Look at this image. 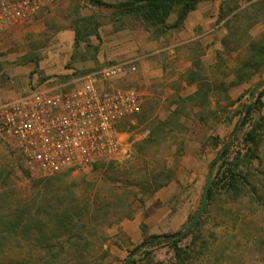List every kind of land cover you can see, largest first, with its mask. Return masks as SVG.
Listing matches in <instances>:
<instances>
[{
	"label": "rangeland",
	"instance_id": "obj_1",
	"mask_svg": "<svg viewBox=\"0 0 264 264\" xmlns=\"http://www.w3.org/2000/svg\"><path fill=\"white\" fill-rule=\"evenodd\" d=\"M123 1L60 0L0 34V102L49 78L64 83L125 61L136 71L104 88L135 87L142 102L134 122L123 127L117 156L77 172L56 176L32 169L0 140V192L14 187L35 198L41 181L61 179V202L54 206L81 200L92 185L105 196L90 205L94 215L85 219L89 242L47 250L31 232L13 228L5 234L0 228V256L84 254L94 264H123L134 254L128 264H264V86L252 96L264 83V0H203L186 23L169 30L121 13L117 5ZM176 16L173 10L167 24ZM43 63L64 72L46 75L39 70ZM260 91L258 108L253 103ZM253 124L262 132L247 163L243 138ZM162 165L167 183L155 189ZM235 165L244 166L236 178H248L236 190L219 179ZM209 177L208 199L195 224L175 245L165 241L180 238L190 225ZM32 202L5 197L0 218L13 223ZM154 235L159 238L150 248L136 250Z\"/></svg>",
	"mask_w": 264,
	"mask_h": 264
},
{
	"label": "built area",
	"instance_id": "obj_2",
	"mask_svg": "<svg viewBox=\"0 0 264 264\" xmlns=\"http://www.w3.org/2000/svg\"><path fill=\"white\" fill-rule=\"evenodd\" d=\"M58 1L0 0V34ZM134 71L132 62L108 63L79 76L71 87L35 86L1 101L0 140L27 166L50 175L114 159L123 127L134 122L142 102L135 87L106 89L104 85Z\"/></svg>",
	"mask_w": 264,
	"mask_h": 264
},
{
	"label": "trees",
	"instance_id": "obj_3",
	"mask_svg": "<svg viewBox=\"0 0 264 264\" xmlns=\"http://www.w3.org/2000/svg\"><path fill=\"white\" fill-rule=\"evenodd\" d=\"M200 1L203 0H124L117 5V8L121 13H125L130 16H140L146 25L157 27L161 30H169L181 27L188 14L196 8ZM173 10L177 13L176 20L172 24L168 25L167 19ZM262 95L263 91H260L253 103V105L259 104L258 108L262 106ZM149 112L150 110L143 112V122L147 119ZM251 112L252 106L250 105L247 107L246 115ZM139 114L140 112L135 116V118H137ZM246 115L244 119L241 120L240 126L246 124ZM261 132L262 126L253 124L244 134L243 142L247 149L243 153V156L246 158L247 163H250L255 158V153L252 150H255L258 146ZM150 137H156L154 128L153 130L151 129ZM252 145L254 146V149L252 148ZM229 147L230 144L224 145L222 152H226ZM239 154L240 153H238V155ZM218 159L219 157H217L212 164H214ZM162 164H165V160H163ZM162 167L161 172L156 174L154 177L155 189L167 183L165 180H162L163 177H167L164 175V165H162ZM239 167L240 166L237 165L235 171L228 167L227 172H222L219 177V179L224 180V183L227 186L234 190L240 189L241 185L243 186L248 183V178L244 182L236 178V176L244 173L242 170L244 169V166H242L243 168L241 170H237ZM69 173L70 172H65L61 174ZM59 174L54 175L60 176ZM168 175L170 176V174ZM60 181L61 179L57 181H52L51 179L41 181L44 186H41L40 188L36 186L37 191L35 192V198L33 197V194L20 195L16 192L14 187L8 188L9 190L3 189V191L0 192V203H2L3 199L8 196L13 198L17 197L18 202L35 201V203L32 202L28 205V211L26 214L19 212L17 220L14 219L13 223L0 218L1 231L8 234L11 229L15 228L20 229L22 232H31L33 240H35L38 245H41L39 247L43 248V245L46 244L45 247L47 250L52 249L54 246H63L64 248L66 245L77 246L80 243L81 246L85 241L89 242L83 228L86 226L89 227L88 221H85V219L90 220L94 215V211H91L92 208H90V205H98V202L101 199L103 201L105 196H100L98 188H94L92 185L89 190H87V195H84L83 193L81 200H75L70 206L66 205L63 208L58 205L54 206L55 202H61L60 199L62 196L58 193V191H60V186L56 183ZM147 183L148 181L146 184ZM38 185H40V183ZM39 191L42 192L39 193ZM56 192L58 194H55ZM186 235L180 238L170 236V238H167L165 241H171L175 245L178 241L185 238ZM158 238L159 236L154 235L144 239L136 247V250H146L147 248H150L153 245V240ZM54 240H56V243L52 244L51 241ZM71 259L73 260L71 264H94L93 256L84 254H75L70 258H67L66 256L58 257L55 255H47L43 257L38 254L12 257L5 253H2L0 256V264H68V261H71Z\"/></svg>",
	"mask_w": 264,
	"mask_h": 264
},
{
	"label": "crops",
	"instance_id": "obj_4",
	"mask_svg": "<svg viewBox=\"0 0 264 264\" xmlns=\"http://www.w3.org/2000/svg\"><path fill=\"white\" fill-rule=\"evenodd\" d=\"M188 17H189V14L187 16V18L185 19L184 23H186V21L188 20ZM50 66H48L46 63L44 64H41L39 66V70L41 72H43L44 74L48 75V74H51V73H63L64 70H58L57 68L54 70V69H51L49 68ZM63 71V72H62ZM72 71V70H71ZM78 78V77H77ZM77 78H72L64 83H55L53 82V79L49 78L47 80H45L44 82H41L40 84H35L34 86H39L40 89H48V90H58V89H61V88H68V87H71L73 86V82L77 79ZM51 82V83H50Z\"/></svg>",
	"mask_w": 264,
	"mask_h": 264
},
{
	"label": "water",
	"instance_id": "obj_5",
	"mask_svg": "<svg viewBox=\"0 0 264 264\" xmlns=\"http://www.w3.org/2000/svg\"><path fill=\"white\" fill-rule=\"evenodd\" d=\"M264 86V83L260 84L257 88L254 89L253 91V94L252 96L254 97V95L256 94L257 90L261 87ZM211 177H209L207 179V182H206V185H205V188H204V193H203V197H202V200H201V204H200V207L198 209V211L196 212L192 222L190 223V225L186 228L185 231L183 232H180L176 235V237H182L194 224L195 222L197 221L198 217L200 216V214L202 213L205 205H206V202H207V199H208V194H209V188H210V185H211ZM134 254H130L126 259L125 261L123 262V264H128V262L131 260V258L133 257Z\"/></svg>",
	"mask_w": 264,
	"mask_h": 264
}]
</instances>
